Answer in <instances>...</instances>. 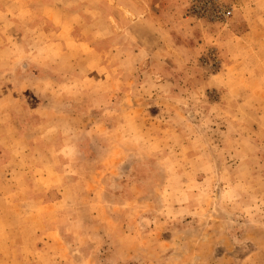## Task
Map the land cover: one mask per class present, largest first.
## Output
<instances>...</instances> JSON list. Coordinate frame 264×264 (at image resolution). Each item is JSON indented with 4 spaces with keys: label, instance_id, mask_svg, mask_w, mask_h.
<instances>
[{
    "label": "rangeland",
    "instance_id": "1",
    "mask_svg": "<svg viewBox=\"0 0 264 264\" xmlns=\"http://www.w3.org/2000/svg\"><path fill=\"white\" fill-rule=\"evenodd\" d=\"M0 264H264V0H0Z\"/></svg>",
    "mask_w": 264,
    "mask_h": 264
},
{
    "label": "bare ground",
    "instance_id": "2",
    "mask_svg": "<svg viewBox=\"0 0 264 264\" xmlns=\"http://www.w3.org/2000/svg\"><path fill=\"white\" fill-rule=\"evenodd\" d=\"M143 32L148 34L149 32H151V30L149 28H144L143 27Z\"/></svg>",
    "mask_w": 264,
    "mask_h": 264
},
{
    "label": "crops",
    "instance_id": "3",
    "mask_svg": "<svg viewBox=\"0 0 264 264\" xmlns=\"http://www.w3.org/2000/svg\"><path fill=\"white\" fill-rule=\"evenodd\" d=\"M8 196H15V192L12 191V192H9V194H7Z\"/></svg>",
    "mask_w": 264,
    "mask_h": 264
}]
</instances>
